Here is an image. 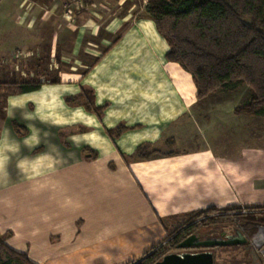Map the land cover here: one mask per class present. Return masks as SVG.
Segmentation results:
<instances>
[{
  "label": "crops",
  "instance_id": "crops-1",
  "mask_svg": "<svg viewBox=\"0 0 264 264\" xmlns=\"http://www.w3.org/2000/svg\"><path fill=\"white\" fill-rule=\"evenodd\" d=\"M138 1L0 0V82L41 84L0 103V233L32 264H130L190 214L264 208V135L216 149L217 123L264 117L199 101ZM83 90L102 118L68 104ZM142 145L157 153L132 159Z\"/></svg>",
  "mask_w": 264,
  "mask_h": 264
},
{
  "label": "trees",
  "instance_id": "trees-1",
  "mask_svg": "<svg viewBox=\"0 0 264 264\" xmlns=\"http://www.w3.org/2000/svg\"><path fill=\"white\" fill-rule=\"evenodd\" d=\"M145 11L170 47L167 59L192 76L199 101L218 92H235L246 87L249 101L234 113L264 117V0H147ZM40 87L36 82L0 83V92L20 95ZM67 102L70 105L80 102L88 112L99 118L103 116V108L96 106L94 94L89 90ZM125 130L118 128L107 133L119 137ZM155 153L149 145H142L132 159L149 160ZM241 211L208 210L190 214L171 233L173 239L166 238V246L179 248L196 229L223 222L264 225V220L256 219L264 208ZM166 255L165 246H159L130 264H156ZM5 258L32 264L25 255L12 251L0 233V264H6Z\"/></svg>",
  "mask_w": 264,
  "mask_h": 264
},
{
  "label": "rangeland",
  "instance_id": "rangeland-1",
  "mask_svg": "<svg viewBox=\"0 0 264 264\" xmlns=\"http://www.w3.org/2000/svg\"><path fill=\"white\" fill-rule=\"evenodd\" d=\"M139 7L144 6L143 0L138 1ZM20 56V55H19ZM22 57H19L16 59V62H19L18 67L20 68V60ZM82 59L86 60L90 58H85L82 56ZM45 68H48L47 65H45ZM23 81L25 80L24 77H21ZM31 82V81H30ZM33 82V81H32ZM0 83H6L4 81ZM10 83H16V82H10ZM18 83V81H17ZM4 93L0 92V103L2 104V96H4ZM214 96V95H213ZM213 99H210L209 101H206V106L213 105L215 103H220L227 105V107H236L239 108L242 105L246 104L249 101V89L246 87L240 88L238 91L235 92H218L215 97H211ZM235 112V111H234ZM235 114V113H234ZM210 115V116H209ZM211 113L208 111L205 112L204 115H201L200 120H198V126L202 123V121H206L207 117L210 119ZM236 115V114H235ZM233 115L229 113V111H221L218 112L216 111V119L221 117V121L224 120L226 121L227 118L224 119V117H232ZM240 116V115H237ZM248 116V115H246ZM248 118H255V117H250ZM243 125V126H242ZM224 126V125H223ZM241 127V128H240ZM245 125L244 123L239 124L238 127L235 126L234 130H222L223 127H221V124H216V149L219 147L221 144H228L232 143L233 145L240 146L242 144H245L246 136H248L251 133L254 134H259V135H264V125L260 123L256 124H250L247 125L246 128L244 129ZM219 128V129H218ZM240 128V129H239ZM251 132V133H250ZM214 132H211L209 136H213ZM212 138V137H211ZM256 138H253V141H255ZM246 211V210H245ZM245 211H241L244 213ZM225 213H219L218 215H224ZM216 216V214H215ZM256 219H262L264 220V212H262L260 215L256 216ZM184 220L175 226L172 227L171 230L168 232V238L170 236V240L173 239L171 237V233L175 232L177 228H179L183 224ZM243 226V233L246 235V237L249 240V246L247 248H243L242 252V257H239V254H236L234 251L233 247H219V248H214V249H205V248H189V249H180V248H170L165 242L162 246H165L167 249L168 255L170 254H182V253H198V252H205V251H211L215 255V264H221V263H226V264H240L238 263L239 260H243V264L250 263L252 260L251 258L253 257L255 260L257 259L258 262H262L264 264V235L258 234L261 229H264V225H259V224H236V223H231V222H223L218 225H211V226H205L201 227L199 229H196L194 231V235H196L201 241L206 240V239H216L222 236V234H234L235 227H240ZM253 243V244H252ZM252 245V247H250ZM256 248L255 246H258ZM250 256V259H249Z\"/></svg>",
  "mask_w": 264,
  "mask_h": 264
},
{
  "label": "water",
  "instance_id": "water-1",
  "mask_svg": "<svg viewBox=\"0 0 264 264\" xmlns=\"http://www.w3.org/2000/svg\"><path fill=\"white\" fill-rule=\"evenodd\" d=\"M249 242L241 228L235 229L234 234H224L220 238L201 241L196 235L190 236L180 246V249L205 248L214 249L234 245H243ZM156 264H215V255L211 251L198 253H182L166 255Z\"/></svg>",
  "mask_w": 264,
  "mask_h": 264
},
{
  "label": "flooded vegetation",
  "instance_id": "flooded-vegetation-1",
  "mask_svg": "<svg viewBox=\"0 0 264 264\" xmlns=\"http://www.w3.org/2000/svg\"><path fill=\"white\" fill-rule=\"evenodd\" d=\"M190 237V236H189ZM204 241V240H203Z\"/></svg>",
  "mask_w": 264,
  "mask_h": 264
}]
</instances>
